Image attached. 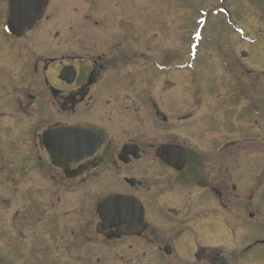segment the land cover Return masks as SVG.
Returning <instances> with one entry per match:
<instances>
[{
    "label": "flooded vegetation",
    "instance_id": "obj_1",
    "mask_svg": "<svg viewBox=\"0 0 264 264\" xmlns=\"http://www.w3.org/2000/svg\"><path fill=\"white\" fill-rule=\"evenodd\" d=\"M155 4L0 0V264H264V155L231 97L190 109L197 60Z\"/></svg>",
    "mask_w": 264,
    "mask_h": 264
},
{
    "label": "rangeland",
    "instance_id": "obj_2",
    "mask_svg": "<svg viewBox=\"0 0 264 264\" xmlns=\"http://www.w3.org/2000/svg\"><path fill=\"white\" fill-rule=\"evenodd\" d=\"M155 5L156 22L173 27V38L184 39L186 32L188 55L197 60L188 74L190 109L196 110L198 106L195 96L198 95L201 102L206 99L207 92L220 93L224 101L228 100L226 105L231 97L236 105L238 144L250 138V155L254 160L263 156L264 135H260L261 128L255 125L257 117L240 115L244 101L237 100L235 104L232 92L241 93L245 89L251 96L249 105L255 109L264 106V0H156ZM204 102L205 106H212L217 102L216 96H208ZM248 125L253 131L244 137ZM260 165L261 162L256 168ZM259 180L256 174L253 182ZM3 253L5 260L1 264L14 263L10 260L8 246ZM12 253L16 264L31 262L20 260L16 251Z\"/></svg>",
    "mask_w": 264,
    "mask_h": 264
},
{
    "label": "water",
    "instance_id": "obj_3",
    "mask_svg": "<svg viewBox=\"0 0 264 264\" xmlns=\"http://www.w3.org/2000/svg\"><path fill=\"white\" fill-rule=\"evenodd\" d=\"M18 17L20 16L11 13L8 31L14 35L21 36L30 33L36 20L39 19L41 15L39 14L30 15L29 19L24 21L19 20ZM243 56H246V53H244Z\"/></svg>",
    "mask_w": 264,
    "mask_h": 264
}]
</instances>
